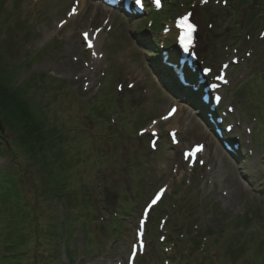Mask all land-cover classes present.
<instances>
[{
	"label": "rangeland",
	"instance_id": "rangeland-1",
	"mask_svg": "<svg viewBox=\"0 0 264 264\" xmlns=\"http://www.w3.org/2000/svg\"><path fill=\"white\" fill-rule=\"evenodd\" d=\"M73 2L6 0L0 9L5 60L47 128L32 155L0 119V264H126L141 210L160 187L136 264H264V0H166L171 8L132 20L90 1L81 23L59 26ZM181 15L196 29L198 70L230 62L222 110L234 106L227 122L243 155L227 153L157 71L152 47L175 46ZM98 28L96 58L81 32ZM195 144L206 147L205 164L191 168L182 151ZM9 230L15 252L4 249Z\"/></svg>",
	"mask_w": 264,
	"mask_h": 264
},
{
	"label": "trees",
	"instance_id": "trees-1",
	"mask_svg": "<svg viewBox=\"0 0 264 264\" xmlns=\"http://www.w3.org/2000/svg\"><path fill=\"white\" fill-rule=\"evenodd\" d=\"M5 1L0 0V9L3 8ZM246 2L247 0H241L240 3ZM256 15L257 13L252 14L249 21L250 25L254 18L257 17ZM5 24V20L0 15V119L16 135L18 143L27 147L28 153L36 155L44 148L47 128L32 113V105L29 99L26 98L25 90L28 89L27 85L19 86L15 83L13 69L5 60L9 55V51L7 52L4 46L6 40L3 41L1 37ZM1 57H3V60ZM0 138L1 140L3 139V137ZM4 146L6 149L8 148L7 143H4ZM14 237L16 236L13 231L9 230L5 233L4 241L9 243V245L7 244L8 246H5L6 248L4 247L7 252H15V243L12 241Z\"/></svg>",
	"mask_w": 264,
	"mask_h": 264
},
{
	"label": "snow or ice",
	"instance_id": "snow-or-ice-1",
	"mask_svg": "<svg viewBox=\"0 0 264 264\" xmlns=\"http://www.w3.org/2000/svg\"><path fill=\"white\" fill-rule=\"evenodd\" d=\"M136 3L137 4H140L141 3V0H136ZM157 3H159V0H157ZM73 12H75V9H73ZM187 24V18L185 17L182 21H181V26L184 27L185 25ZM193 25L191 24H187V28H188V33H187V43H184V38L182 37L181 38V42L184 43V47H185V50H187V47H188V44L191 43V31L193 29ZM88 34L85 33V38H87ZM91 43L89 42V47H91ZM173 112L175 111V109L172 110ZM169 115H171V113H169ZM202 146H197V150H201ZM189 155H191V153H189ZM164 189H161L160 192H158L156 194V197L152 200V204H155L157 202V200L160 199V196L161 194L163 193ZM149 207H151V205H149ZM147 211V210H146ZM133 255H135V253H133Z\"/></svg>",
	"mask_w": 264,
	"mask_h": 264
},
{
	"label": "bare ground",
	"instance_id": "bare-ground-1",
	"mask_svg": "<svg viewBox=\"0 0 264 264\" xmlns=\"http://www.w3.org/2000/svg\"><path fill=\"white\" fill-rule=\"evenodd\" d=\"M80 6H79V12L76 15H73L71 17V20L77 24V23H81L84 20V17L86 16L87 11L90 9L91 7V3L89 0H80ZM114 16V15H113ZM97 47V45H95L94 49ZM233 169L236 171L238 170V167H236L235 165H233ZM159 203V202H158ZM100 261L98 264H112V261Z\"/></svg>",
	"mask_w": 264,
	"mask_h": 264
}]
</instances>
